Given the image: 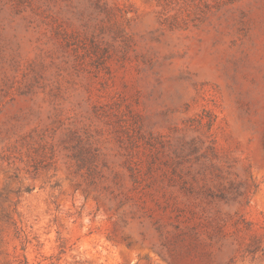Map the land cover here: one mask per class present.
Returning a JSON list of instances; mask_svg holds the SVG:
<instances>
[{
	"label": "rangeland",
	"instance_id": "374dc122",
	"mask_svg": "<svg viewBox=\"0 0 264 264\" xmlns=\"http://www.w3.org/2000/svg\"><path fill=\"white\" fill-rule=\"evenodd\" d=\"M0 264H264V0H0Z\"/></svg>",
	"mask_w": 264,
	"mask_h": 264
}]
</instances>
